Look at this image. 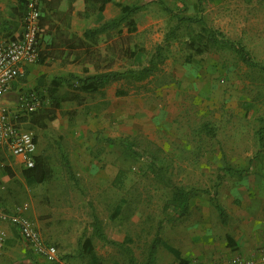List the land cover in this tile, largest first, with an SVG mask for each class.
<instances>
[{"label":"rangeland","instance_id":"1","mask_svg":"<svg viewBox=\"0 0 264 264\" xmlns=\"http://www.w3.org/2000/svg\"><path fill=\"white\" fill-rule=\"evenodd\" d=\"M5 1L0 25L13 32L21 21L1 13ZM137 2L150 27L140 36L115 31L113 53L117 72L125 69L119 56L129 41L142 48L145 61L116 81L108 110L98 116L84 111L97 97L76 83L60 84L51 96L49 81H19L9 95L10 115L34 135L36 162L48 176L28 186L19 159L0 154V206L7 215L20 211L39 222L60 264H144L153 249L154 260L172 257L161 242L188 264H211L235 248L250 253L255 248L239 247L232 235L241 223L251 228L264 220V0ZM167 39L174 40L171 51ZM225 40L243 48L252 63H243ZM64 92L74 100L54 110L52 100ZM22 96H36L34 113L17 111ZM129 96L139 98L133 116ZM174 188L193 192L185 215L173 209ZM94 218L98 230L87 231ZM4 227L0 264H47L29 253L16 228ZM88 237L96 256L80 248Z\"/></svg>","mask_w":264,"mask_h":264},{"label":"crops","instance_id":"2","mask_svg":"<svg viewBox=\"0 0 264 264\" xmlns=\"http://www.w3.org/2000/svg\"><path fill=\"white\" fill-rule=\"evenodd\" d=\"M18 1L19 0H6L4 4L1 5V13H3V15H5L7 19H19L18 17L10 18L8 17L9 14L6 13V10H8L10 7H16ZM135 2H137V0H108V2H106L105 4H102L100 0H41L39 43L40 62L28 66L24 70L23 76L14 82L9 92L3 97V102L6 107L8 108L6 104L7 99L9 95L14 92V88L18 86L19 81L24 82L26 80H29L34 82V84L41 81H49L52 86V82L57 78L67 79L69 76H74L79 79H86L99 73L117 72L115 66V60L117 56L115 55V53H113L116 41L114 32H121L124 37L140 36L141 32L145 31L148 26L150 27L148 23L149 18L144 12H140L139 14L141 15V19L135 25L131 24L133 18L135 19V17H133V15H129L127 17L124 16V21L118 26L110 27L103 32H99V30L103 24H111L119 20L123 15L122 8L137 7L138 5L133 4ZM137 4H139V2H137ZM101 5L103 6V20L100 22L98 12ZM176 6L180 7V4L176 3L175 7ZM157 26L162 27L163 22H160L159 25L157 24ZM14 31L12 32V30H8L6 26L4 28V26L2 27L0 25V42L18 38L22 31L20 23L18 29ZM86 32H88V35L85 38L84 34ZM163 32L165 33L164 29ZM4 33H10L7 39L2 38L4 36ZM106 38L107 43L101 46L100 40ZM173 42L174 40L172 39H167L164 42L165 46H167V50L171 51V49L173 48L172 45L174 44ZM141 49V47H138L131 41H129L127 45L123 46V50L121 51L119 57L122 61V68L125 69L124 71H120V73L126 71L131 72L134 68L142 66L145 60L143 58V51ZM135 52H137V54H139L141 58L140 63L136 65L133 64L135 60L133 53ZM189 55L191 56V52ZM182 68H191V63L183 66ZM115 83L116 82L112 81L102 82L101 84H99L97 91L89 94L97 97V99L92 102L93 105L100 103L107 104V107L103 109V111H101L102 113L108 110L115 100ZM188 83L189 82L187 81L186 84ZM64 85L68 86L70 84L66 83ZM189 85H191V82L189 83ZM58 88L59 94L61 90L60 86ZM83 94L88 95L86 93ZM141 95L142 93L139 95V97ZM59 98V102L61 104L67 101L71 102L74 100V96L68 94V92H64ZM138 99V97H128L127 100L129 105L127 111L129 110V115H134L131 113L134 112V107H132V104ZM87 107L88 105H84L83 110L86 111ZM89 115L98 116L99 114H95L92 112ZM27 219L31 222L29 218ZM258 220L261 223L254 224L251 228L244 227L243 223H241V227L237 226V228L234 229V234L232 235L235 238L237 244L240 245L239 247H250L255 249L250 251V253L245 254L242 250L235 248L234 250L227 251L225 254L229 255L232 253H240L241 255L243 254L242 256L248 257L256 252V247L262 246L264 248V220L261 217ZM34 222L35 225L33 224V222L31 223L38 231L43 241L46 244L53 245L48 243L46 239L42 237L41 233L39 232V222H36V220H34ZM84 227L85 225L82 226V230ZM98 227L99 221L97 220V218H94L93 224H91V227L90 225L88 226L87 231L91 229L96 231L98 230ZM160 245L161 248L164 249V251L170 254L171 250L176 251V249L170 247V249H167L168 245L166 246L164 242H161ZM53 246L56 248L55 245ZM80 248L85 250L92 249V253L96 256L94 252V244L91 238H85L81 243ZM153 250L150 251V257H148V261H146V263L144 264H178L177 258L172 254V257H168L166 256V254H161L159 258H155L154 260V256L152 255ZM57 252L59 257V251L57 250ZM189 264H191V262Z\"/></svg>","mask_w":264,"mask_h":264},{"label":"built area","instance_id":"3","mask_svg":"<svg viewBox=\"0 0 264 264\" xmlns=\"http://www.w3.org/2000/svg\"><path fill=\"white\" fill-rule=\"evenodd\" d=\"M40 10V0H25L20 36L0 42V154L19 159L20 165L25 170L32 169L35 164V137L31 132L23 131L15 125L16 116L11 117L3 97L9 92L14 82L23 76L24 70L38 62ZM38 105L36 96H22L17 111L32 114ZM5 223L16 228L31 255L42 259L47 264H60L57 249L43 241L33 224L20 211L7 215L1 206L0 250L4 247L7 237ZM191 264L206 263L196 260ZM211 264H264V253L258 251L248 257L240 253H232L215 259Z\"/></svg>","mask_w":264,"mask_h":264},{"label":"trees","instance_id":"4","mask_svg":"<svg viewBox=\"0 0 264 264\" xmlns=\"http://www.w3.org/2000/svg\"><path fill=\"white\" fill-rule=\"evenodd\" d=\"M102 4H105L106 2H108V0H100ZM24 4H25V0H19L17 6L15 7H10L6 13H8V17L10 18H14V17H18L21 21L23 13H24ZM19 5V6H18ZM102 9L103 6L101 5L99 8V19L100 22L103 20L102 17ZM140 8L139 7H133V8H122V16L119 20L111 23V24H103L99 30V32H103L105 30H107L110 27L113 26H118L120 23H122L124 21V16L127 17L129 15H135V19L133 18L131 24L135 25L140 19H141V15L139 14ZM181 22H192L191 19L189 18H181L180 19ZM88 35V32H86L84 34V37L86 38ZM209 40L211 42L216 41V34L212 33L209 37ZM224 44L229 47V49H231L236 55L237 57L246 64H251L252 61L249 58L247 52L244 51L243 48L236 46L234 43L225 40ZM202 50V48H200ZM197 53H200V51H198V48H196L195 50ZM40 55V54H39ZM134 55V62L133 64H139L141 61L140 55L137 54V52L133 53ZM40 62V57L38 59V62ZM131 72H115V73H99L97 75H93L89 78L86 79H79L77 77L74 76H69L67 79L65 78H57L55 79L52 83V89L50 91V95H54V94H58L59 92V86L60 84L64 83H69V84H73L74 82L79 85V89L81 92L86 93V94H91L94 93L95 91H97V88L99 87V84H101L102 82H108V81H112V82H116L119 81L120 79L124 78L127 75H130ZM54 90V91H53ZM58 103L59 100H52V106L54 108V110H56L58 108ZM107 107L106 103H100V104H95V105H91L88 106L86 108L87 112L90 113H95V114H99L100 111H102L103 109H105ZM264 131V124L261 128V130H259V143H260V148L262 149L264 146V136L262 134V132ZM22 176L24 178L25 183L30 186L33 184H39L42 183L48 176V171L46 169L45 164H43V162H36V158H35V164L34 167L32 169H28V170H23L22 172ZM193 196V192L192 191H186L184 189L181 188H174L173 189V193H172V198H171V203L173 206V209L176 211H178L179 216L185 215L187 212V202L189 200L190 197ZM216 210L219 212V214L222 215V209L220 208V206L215 205ZM171 254L177 258L178 260V264H188L187 261L182 260L180 258V256H177V253L174 250L170 251Z\"/></svg>","mask_w":264,"mask_h":264}]
</instances>
